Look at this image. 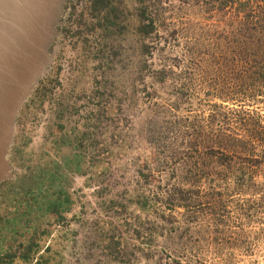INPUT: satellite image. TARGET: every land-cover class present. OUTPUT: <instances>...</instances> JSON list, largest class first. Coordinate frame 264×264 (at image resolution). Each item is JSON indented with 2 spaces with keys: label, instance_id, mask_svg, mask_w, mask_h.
Segmentation results:
<instances>
[{
  "label": "rangeland",
  "instance_id": "1",
  "mask_svg": "<svg viewBox=\"0 0 264 264\" xmlns=\"http://www.w3.org/2000/svg\"><path fill=\"white\" fill-rule=\"evenodd\" d=\"M67 1L0 0V57L18 59L14 68L0 62V75L20 92L0 103L1 264H264V211L249 218L242 210L264 198V170L242 167L254 187L238 189L230 179L238 164L220 165L208 150L212 130L224 133L223 146L231 136L244 145L264 136V92L242 87L258 75L251 60L264 38V4L115 0V28L90 36L87 25L73 26L65 37L57 28ZM39 5L49 14L46 36L25 64L20 44L18 54L3 47L16 31L30 43L20 21ZM142 8L153 21L146 37ZM37 92L44 100L26 108ZM250 145L256 155L264 146ZM75 165L82 173L70 171ZM50 172H64L70 195L58 222L38 213ZM178 187L193 191L199 213L172 206Z\"/></svg>",
  "mask_w": 264,
  "mask_h": 264
},
{
  "label": "trees",
  "instance_id": "2",
  "mask_svg": "<svg viewBox=\"0 0 264 264\" xmlns=\"http://www.w3.org/2000/svg\"><path fill=\"white\" fill-rule=\"evenodd\" d=\"M232 1L233 0H229L228 3L230 4V2ZM260 2L264 4V0H260ZM143 6L144 4H142V7ZM261 12L264 13V8L262 9ZM118 14L119 12L117 11L115 0H68L64 6V15H66V19H65L66 25L59 26L57 28V32H60L61 35L64 34V36L66 37L70 33L69 32L70 28L72 29L73 26L85 27L86 25L89 27V31H90L89 34L87 35L90 36H93L98 31L102 33L108 32V30H110L111 28H115L117 26L116 21H118V16H117ZM140 14H141L140 16L141 20L143 21V25L139 30V34L141 37H146L150 33V30L153 28V21L151 19L147 20L145 8L141 9ZM259 21L261 22V20ZM262 33L261 34L264 35V31H262ZM259 39L257 38V41H259L260 44L258 48L260 53L256 52V54L253 55V58L251 60V62L255 64L257 68L259 67L258 75L256 79L253 80V82H249L246 85L243 84L242 87L244 86V89H246V91L252 90L255 91L256 93L262 94V91L264 92L263 89L264 88V38H262V42ZM88 40H89L88 36L83 38V43H82L83 48L86 46L85 48L89 49V44L91 43H88ZM142 53L145 54V52ZM42 92H46V90L43 89ZM37 93L32 97V101L31 100L29 101V105L27 104L26 108L34 107L37 102H42L44 100L42 96L39 94V92ZM258 97H262V95ZM24 125L25 122L22 120V122H20L21 128H23ZM205 129L207 128H199L198 132L203 134ZM211 133L213 139L210 141L211 147L208 150L210 152V155L215 159V161H219L220 165L222 164L221 160H228L229 164L232 165H234L235 163L238 164L237 165L238 173L235 172L236 173L235 176L233 175L230 178L233 182L232 184L235 187H238V189L247 190L253 188L254 183L251 179L252 176L248 174V172H245L242 169V167H246L247 169H250L249 164H251L253 167H255V169L259 168L260 170L261 169L264 170V146L262 147L260 154L256 155L254 153V147L250 145V143L256 139L257 141L258 140L262 141L264 144V136L261 137L260 134L256 132L257 133L256 136H252V138H250L251 140L245 142V145L246 143H248L247 147L244 145L245 140H240L238 138H235V136L234 137L231 136L227 138V145L223 146L222 144H219L218 140H221L220 138L221 134L224 133L219 129L212 130ZM241 150L243 152V155ZM225 151L228 153V155L226 156L222 154V152ZM15 159H16V154H14L13 160L15 161ZM70 167L71 166L68 165V162L65 165L61 166L63 171L67 169H71ZM70 171L78 174L82 173L79 165H75L74 168ZM62 173L63 174H61L60 176H56L54 172L53 173L50 172L49 175L43 174V176H48L47 178H44L47 179L48 184L40 195V203L37 202L38 213H40V215L42 216L52 215L56 217L57 222L63 219L64 217L63 214L68 212L70 205V201H69L70 195L66 191V187L63 186V182L61 180L63 179V177H65L64 172ZM54 179L57 180L56 183H53ZM54 184H56L57 187H54ZM50 190L51 191L53 190V192L49 193ZM199 190L200 189L197 188L196 194H199ZM192 194H193L192 190H187L178 187V204L174 202L172 203V206L178 205V208H183L184 210L190 212L191 214H195V212L199 213L201 210L200 208L201 206L198 203L196 204V201H198L196 197L194 199V202L193 203L191 202L190 197ZM135 198L136 201L134 202V204L136 206H138L140 209H144L147 207V203L149 202V199L145 198L144 196H135ZM220 204L222 206L223 203L221 201L215 202L213 209H217L218 205L220 207ZM223 206H227V205L224 204ZM242 206L245 207L242 210H245L247 212V215L245 216L251 218V215H253V213L257 214L260 211H264V198L260 197L258 201L253 199H248L246 203L244 202L242 204ZM247 234L249 235L248 232ZM231 237L233 236H230L229 240L231 239ZM247 238L248 237H246L245 240ZM27 248L29 249L28 246ZM28 249L27 251L23 252L21 256L22 258H20L24 263H28L29 260L28 252L30 251H28ZM5 256L9 258L11 257L9 254H5ZM13 257L11 258V260H9L10 262H12ZM1 263L2 260L0 259V264ZM176 263L180 264V261L178 260V262ZM35 264H39V263H35Z\"/></svg>",
  "mask_w": 264,
  "mask_h": 264
},
{
  "label": "bare ground",
  "instance_id": "3",
  "mask_svg": "<svg viewBox=\"0 0 264 264\" xmlns=\"http://www.w3.org/2000/svg\"><path fill=\"white\" fill-rule=\"evenodd\" d=\"M41 9V10H40ZM37 12H33L32 15H28L29 19L25 20L26 17L23 15L22 21L20 23L22 24V27L25 26L28 28V38L30 39V43L21 42L22 38L20 33H17L16 31L14 33L13 39L11 42L7 43V45H4V50L7 48L6 51L11 52L13 54H18L20 49L22 51V48L26 50V53L29 54L27 57L22 58L25 64H28L31 62V60H35V57L38 55V52H36L33 47L36 44H42L44 43L45 39V32H46V17H48L47 8L42 7V5H39L36 7ZM20 15L21 13L18 12ZM48 15H47V14ZM17 14L18 16H20ZM20 28V27H19ZM13 34V33H12ZM9 44V45H8ZM11 44V45H10ZM20 44V49H19ZM31 44V45H30ZM8 46V47H7ZM1 48V49H3ZM5 51V52H6ZM11 54H4L0 57V62H7V64L10 66V68H14V66L17 64L16 62L18 59L12 60ZM4 63V64H5ZM16 69V68H15ZM17 76L19 78L24 77V72L22 70L16 71ZM0 103L3 101L5 104H10L12 100L15 99L17 95H19V89L18 85H16V82H11V79H9L5 75H0ZM1 169V165H0Z\"/></svg>",
  "mask_w": 264,
  "mask_h": 264
}]
</instances>
